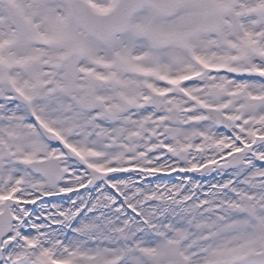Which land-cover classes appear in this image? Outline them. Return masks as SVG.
I'll return each mask as SVG.
<instances>
[{
  "label": "snow or ice",
  "instance_id": "1",
  "mask_svg": "<svg viewBox=\"0 0 264 264\" xmlns=\"http://www.w3.org/2000/svg\"><path fill=\"white\" fill-rule=\"evenodd\" d=\"M0 264H264V0H0Z\"/></svg>",
  "mask_w": 264,
  "mask_h": 264
}]
</instances>
